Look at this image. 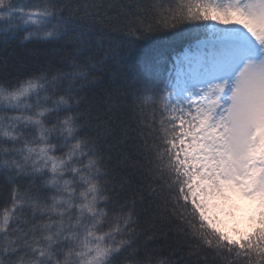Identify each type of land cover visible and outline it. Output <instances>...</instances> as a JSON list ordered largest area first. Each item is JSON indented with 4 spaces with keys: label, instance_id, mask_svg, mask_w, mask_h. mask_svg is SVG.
I'll return each mask as SVG.
<instances>
[{
    "label": "snow or ice",
    "instance_id": "1",
    "mask_svg": "<svg viewBox=\"0 0 264 264\" xmlns=\"http://www.w3.org/2000/svg\"><path fill=\"white\" fill-rule=\"evenodd\" d=\"M0 264H264V0H0Z\"/></svg>",
    "mask_w": 264,
    "mask_h": 264
},
{
    "label": "trees",
    "instance_id": "2",
    "mask_svg": "<svg viewBox=\"0 0 264 264\" xmlns=\"http://www.w3.org/2000/svg\"><path fill=\"white\" fill-rule=\"evenodd\" d=\"M179 47V45L177 44L173 49H169V54H171L172 52H174L175 50H177Z\"/></svg>",
    "mask_w": 264,
    "mask_h": 264
}]
</instances>
